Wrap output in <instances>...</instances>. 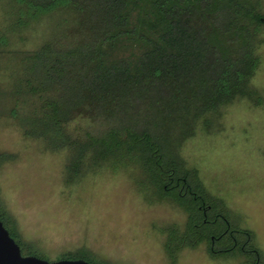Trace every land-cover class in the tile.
<instances>
[{
    "label": "trees",
    "instance_id": "1",
    "mask_svg": "<svg viewBox=\"0 0 264 264\" xmlns=\"http://www.w3.org/2000/svg\"><path fill=\"white\" fill-rule=\"evenodd\" d=\"M14 1L18 27L44 14L64 17L62 32L22 56L11 115L25 137L66 151L65 181L102 166L132 167L149 201H169L186 215L182 226L160 229L170 264L202 242L212 256L258 264L252 233L230 220L180 148L220 106L251 93L259 0ZM10 158L0 154V165ZM0 221L22 254L41 257L21 241L1 200ZM229 230L245 251L227 249ZM62 258L110 264L84 249Z\"/></svg>",
    "mask_w": 264,
    "mask_h": 264
},
{
    "label": "rangeland",
    "instance_id": "2",
    "mask_svg": "<svg viewBox=\"0 0 264 264\" xmlns=\"http://www.w3.org/2000/svg\"><path fill=\"white\" fill-rule=\"evenodd\" d=\"M258 12L264 19V0ZM19 5L0 0V200L24 244L47 260L78 249L110 264H170L161 228L182 226L185 213L173 203L149 201L138 190L132 167L102 166L65 181L66 151L47 150L25 137L11 115V91L22 56L62 32V13L44 14L18 27ZM256 65L250 94L239 95L201 123L180 153L205 188L221 198L229 218L252 233L264 264V22L255 32ZM243 255L212 256L208 244L184 247L175 264H242Z\"/></svg>",
    "mask_w": 264,
    "mask_h": 264
},
{
    "label": "water",
    "instance_id": "3",
    "mask_svg": "<svg viewBox=\"0 0 264 264\" xmlns=\"http://www.w3.org/2000/svg\"><path fill=\"white\" fill-rule=\"evenodd\" d=\"M0 264H92L85 259L61 258L47 260L35 255H24L19 244L0 221Z\"/></svg>",
    "mask_w": 264,
    "mask_h": 264
},
{
    "label": "flooded vegetation",
    "instance_id": "4",
    "mask_svg": "<svg viewBox=\"0 0 264 264\" xmlns=\"http://www.w3.org/2000/svg\"><path fill=\"white\" fill-rule=\"evenodd\" d=\"M228 226V229L230 228L229 227V225H227ZM230 232H229V235H230V237H231V239H232V241H233V244H232V246H229V247H227V249H231V248H235V247H238V248H240L242 251H245L244 250V246H243V244H238V242H237V239L235 238V237H233V235H232V233H231V230H229ZM213 245H214V241L212 240V244H211V246L213 247Z\"/></svg>",
    "mask_w": 264,
    "mask_h": 264
}]
</instances>
